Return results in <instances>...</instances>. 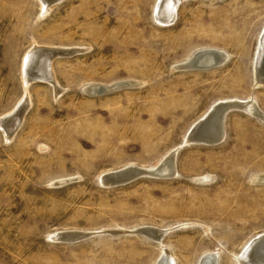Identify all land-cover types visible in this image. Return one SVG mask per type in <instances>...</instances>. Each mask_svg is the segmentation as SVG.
Wrapping results in <instances>:
<instances>
[{
    "label": "rangeland",
    "instance_id": "1",
    "mask_svg": "<svg viewBox=\"0 0 264 264\" xmlns=\"http://www.w3.org/2000/svg\"><path fill=\"white\" fill-rule=\"evenodd\" d=\"M157 1L59 0L43 13L39 0H0V120L24 96L30 49L77 50L53 61L60 91L30 82L21 127L8 140L0 129V264H154L159 243L175 264L210 252L238 264L264 233V183L254 182L264 119L232 109L221 143L184 142L217 101L253 98L264 113L253 74L264 0H181L169 26L154 18ZM206 48L223 51L224 64L181 68ZM89 84L113 89L90 95ZM176 147L175 177L100 185L111 171L157 167ZM142 227L172 231L159 242L104 233ZM64 231L95 235L51 239Z\"/></svg>",
    "mask_w": 264,
    "mask_h": 264
},
{
    "label": "bare ground",
    "instance_id": "2",
    "mask_svg": "<svg viewBox=\"0 0 264 264\" xmlns=\"http://www.w3.org/2000/svg\"><path fill=\"white\" fill-rule=\"evenodd\" d=\"M41 2V9L43 13H47L52 6L59 1V0H39ZM181 0H158L155 11H154V18L155 20L162 26H169L173 24L176 20L177 16V10L178 5L180 4ZM77 51L76 49H57V48H49V47H39V45H35L32 49H30L25 58H24V64H23V81H24V96L21 99V101L18 103L17 107L13 109L14 111L12 113H9L8 115L4 116L0 120V129L3 132L4 137L8 140L17 133V130L21 127L22 122L24 121V116L27 111V104L29 105V97L27 94V87L30 82H39L44 81L49 84H52L55 91L58 90V83L55 79V76L52 71V64L55 58H59L63 55L72 54L73 52ZM256 60L253 65L254 73L258 78L255 81L256 86H264V29L262 31V34L260 35V39L258 40V47L256 51ZM199 53V54H198ZM197 54V55H196ZM192 55V58H188L186 62L183 64H179L182 66H186L189 68H193V66L196 67H202L207 68L205 70L213 69L218 67L221 64H224L227 55L220 50L212 49V48H206L202 49L199 52H196ZM196 55V56H195ZM195 56V57H194ZM201 68V69H202ZM209 68V69H208ZM198 69V70H201ZM192 70V69H189ZM203 70V69H202ZM259 70V71H258ZM253 73V74H254ZM130 83H121L118 85H124L128 86ZM116 85V83H115ZM114 85V86H115ZM133 85V84H132ZM123 86V87H124ZM134 86V85H133ZM112 85H101V84H89L85 87V90L90 95H100V92L111 90ZM252 100L254 103H252ZM219 104H226L217 111L214 110L216 105ZM238 108V110H244L246 114H249L251 116L264 119V113L257 107L255 101L253 98H250L248 100H241V99H226V100H220L215 102L210 108L204 113V115L198 120L201 122L196 121L189 131L187 132L184 142L185 144H192V142H197L194 139H192V135L197 136L199 134V138L208 145H217L218 141H221L226 136V122L225 118L227 115V112H229L230 107L234 106ZM227 109V111H226ZM214 110V111H213ZM210 111H212L210 113ZM208 113H210L208 115ZM208 115V116H207ZM205 117V118H204ZM198 123V124H197ZM195 127V128H194ZM12 140V139H11ZM193 143V144H194ZM189 144V145H190ZM197 144V143H196ZM219 144V143H218ZM180 147L173 148L167 154L164 156V158L161 160V162L157 165V167H151V168H145L140 167L136 165L127 166L121 170L118 171H111L108 173L103 174L100 177V184H104L105 181H108V178L105 179L106 175H110L113 173H117L119 171H122L127 168H132L129 170L130 174L134 173H140L143 171L144 173L148 174H158L159 167L161 168V172H163L164 175L162 176H169L171 174L176 175L174 165L175 157L174 155L178 151ZM174 159H172V156ZM176 161V160H175ZM143 175L139 177L138 179L142 178H157L150 175ZM157 179H163L161 177H158ZM168 179V178H166ZM170 179V178H169ZM137 180V179H136ZM258 183H264V173L257 174L254 177V182ZM132 183V182H131ZM102 186V185H101ZM142 228H151L155 236L157 234H162L163 232H166L162 228H155V227H142ZM138 228V229H142ZM137 229V230H138ZM136 230V229H135ZM134 230V231H135ZM121 232H126L123 230H120ZM93 233V232H92ZM91 231H64V232H57L51 236L52 240H55V242H64V243H78V240L80 238H86L89 235H92ZM259 237V238H258ZM262 237V238H261ZM257 238V239H256ZM155 240V239H151ZM157 240V239H156ZM161 241V240H160ZM160 244L161 254L157 258L154 264H175L172 253L168 252V247L164 245L163 243ZM235 259L237 260L238 264H264V233H261L254 237L252 240H250L243 248L240 255L236 256ZM218 253L215 254V252L206 253L204 256L201 257V260L199 264H218Z\"/></svg>",
    "mask_w": 264,
    "mask_h": 264
},
{
    "label": "water",
    "instance_id": "3",
    "mask_svg": "<svg viewBox=\"0 0 264 264\" xmlns=\"http://www.w3.org/2000/svg\"><path fill=\"white\" fill-rule=\"evenodd\" d=\"M180 5V4H179ZM179 5H178V7H179ZM199 54V53H198ZM197 55V54H196ZM195 55V56H196ZM194 56V57H195ZM256 60V59H255ZM257 61V60H256ZM222 65V64H221ZM220 66V65H219ZM218 66V67H219ZM192 67L193 68H189V67H186V66H182L181 65V68L183 69V70H189V69H192V70H198V69H201L202 67H196V66H193L192 65ZM203 70H205V69H207V68H202ZM201 69V70H202ZM209 69V68H208ZM259 71V70H258ZM254 77L256 78V80L257 79H259L258 78V75L256 76L255 75V73H254ZM261 83H263V85H264V82H261ZM109 91H111V90H107L106 89V91H102V92H100V95H102V94H106V93H108ZM224 105H226V104H224ZM223 104H219V105H216V107L214 108V110L215 111H217L218 109H220V107H222V108H224L223 106H224ZM227 106V105H226ZM232 109H237L238 110V108H236L235 107V105L234 106H231L230 107V110L229 111H231ZM213 110V111H214ZM226 111H227V109H226ZM212 111H210V113H211ZM210 113H208V115L210 114ZM228 113V112H227ZM207 115V116H208ZM205 118V117H204ZM198 122H201V121H198ZM198 124V123H197ZM195 128V127H194ZM192 137V139H194L195 141H197V142H195V143H206V141H204L203 139L201 140L200 138H199V134H197V136H194V135H192L191 136ZM223 140H221V141H218L217 142V144L218 143H221ZM192 143H194V142H192ZM172 156V159H174V157H175V155H174V157H173V155H171ZM160 169H159V173L158 174H155V175H152V174H148V175H150V176H154V177H161V178H163V179H166V178H173V177H175L176 175L175 174H171V175H169V176H162V175H164L163 174V172H161V168L162 167H159ZM132 168H127V169H124V170H122V171H119V172H117V173H113V174H110V175H106L105 176V179H107L108 178V181H105V183L104 184H100V185H102L103 187H105V188H108V189H110V188H116V187H119V186H125V185H127V184H129V183H131V182H133V181H135L136 179H138L139 177H141V176H145V175H147V173H144L143 171H141L140 173H134V174H130L129 173V170H131ZM147 175V176H148ZM175 229V228H174ZM153 230L151 229V228H142V229H136L135 231H126V232H121L120 230H112V231H107V232H104L105 234H107V235H110V236H113V237H119V236H122V235H138V236H142V237H145V238H147V239H155V241L156 242H159L160 240H162L170 231H172V229L171 230H169V231H166V232H163L162 234H157L156 236L153 234V233H151ZM99 234H102V233H99ZM95 234H92V235H89V236H87L86 238H80V239H78V240H75V241H82V240H84V239H88V238H90V237H92V236H94ZM259 238V237H258ZM262 238V237H261ZM157 239V240H156ZM257 239V238H256Z\"/></svg>",
    "mask_w": 264,
    "mask_h": 264
}]
</instances>
